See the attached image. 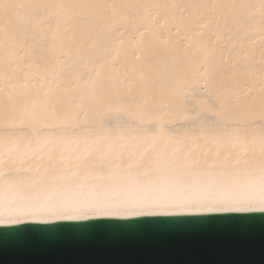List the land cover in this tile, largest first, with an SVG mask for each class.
<instances>
[{"label": "bare ground", "instance_id": "1", "mask_svg": "<svg viewBox=\"0 0 264 264\" xmlns=\"http://www.w3.org/2000/svg\"><path fill=\"white\" fill-rule=\"evenodd\" d=\"M5 2L45 7L12 9L2 21L0 208L48 197L135 196L149 188L254 194L251 164L264 149L261 10L212 5L260 0ZM86 81L95 82L97 99L117 93L135 99L122 106L133 117L153 110L164 134L154 136L148 125L147 139L127 129L84 128L91 101L75 109L79 121L40 115L21 122L7 103L9 91L16 97L27 85L74 110ZM193 87L200 97L220 98L223 107L211 111L223 128L207 123V105L197 114L181 104ZM200 214L220 213L155 216Z\"/></svg>", "mask_w": 264, "mask_h": 264}, {"label": "snow or ice", "instance_id": "2", "mask_svg": "<svg viewBox=\"0 0 264 264\" xmlns=\"http://www.w3.org/2000/svg\"><path fill=\"white\" fill-rule=\"evenodd\" d=\"M45 5H28L22 3H6L0 0V33L3 32L2 21L12 9L40 8ZM63 7V5H58ZM212 7H231V8H259L261 18L259 27L264 31V0H260L259 5L253 4H232V5H212ZM2 43V42H0ZM6 79L3 67V58L0 57V83ZM95 82L86 81L85 91L79 97V103L73 105L74 110H69L64 106L60 99L53 98L50 93H34L29 91L24 85L23 92L13 97L9 91L7 103L11 105L17 118L21 121H30L40 115L52 116L59 120L79 121L80 113L75 109H83L86 102L88 111L84 112L85 123L82 127L95 129L98 125L101 128L109 127L112 129H127L139 134L145 139L148 138V128L154 130V136L163 135V129L158 128L161 121L155 112L148 110L143 117H133L130 113L122 110V106L136 105L137 101L128 97L126 94L104 95L102 99H97L95 95ZM11 87V86H10ZM4 89L0 87V113L4 110ZM183 106L190 107L195 113H200L202 105L209 108L207 123L219 128H223V122L215 119L212 108H222L223 104L219 97L206 96L200 97L193 87L192 91L184 94L180 101ZM104 105H116L115 109L109 108L105 111ZM14 135L11 125L7 133ZM154 138V137H153ZM251 169L255 170L258 177L254 185V194L243 193H219V194H195L186 193L183 189L158 190L146 189L141 194L129 196L117 193L111 196L73 197L66 199L45 198L42 201H31L28 203L15 204L10 202L7 210L0 208V225H18L24 227L13 230L21 236L35 231L38 225H49L46 229H40L47 233H58L61 230L75 229L80 232L97 230H143L160 225H178L188 223L186 221H132L128 218L155 216V215H179V214H199V213H242L259 210L264 213V149L259 161H252ZM105 218H117L109 220ZM205 219L216 220H239L240 217H207ZM67 221H90L86 224H67L60 222Z\"/></svg>", "mask_w": 264, "mask_h": 264}, {"label": "water", "instance_id": "3", "mask_svg": "<svg viewBox=\"0 0 264 264\" xmlns=\"http://www.w3.org/2000/svg\"><path fill=\"white\" fill-rule=\"evenodd\" d=\"M240 217L239 220L205 219ZM116 220V219H109ZM186 221L143 230L75 229L23 236L0 227V264H264V213H220L131 218ZM86 224L82 222H60Z\"/></svg>", "mask_w": 264, "mask_h": 264}, {"label": "rangeland", "instance_id": "4", "mask_svg": "<svg viewBox=\"0 0 264 264\" xmlns=\"http://www.w3.org/2000/svg\"><path fill=\"white\" fill-rule=\"evenodd\" d=\"M182 125H184V124H182ZM179 126H181V124H180ZM182 127H183V126H182Z\"/></svg>", "mask_w": 264, "mask_h": 264}]
</instances>
